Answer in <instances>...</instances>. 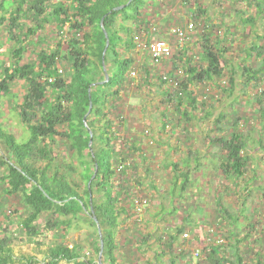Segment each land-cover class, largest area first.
Listing matches in <instances>:
<instances>
[{"label":"trees","instance_id":"16d2710c","mask_svg":"<svg viewBox=\"0 0 264 264\" xmlns=\"http://www.w3.org/2000/svg\"><path fill=\"white\" fill-rule=\"evenodd\" d=\"M143 1L132 0L126 8L113 11L129 0H18L12 1L13 6L9 10L5 8V0H0V29H5L3 31L7 34V41L14 42L7 62L2 59L0 45V98H16V94L10 92V85L23 82L24 92L20 100L15 102L14 109L28 132V137L23 142H17L15 136L6 133L0 123V170L3 171L0 176V193L6 199L17 197L18 209L25 215L19 222L20 231L31 240L41 230L36 226L41 216L48 219L45 227H63L68 230L73 220L79 221L83 215L91 229L88 235L92 256L82 254V247L78 244L70 248L62 242L43 252V262L23 257V264H98L100 236L92 215L96 217L101 229L102 263L123 264L118 254L119 248L124 245L119 240L123 232L120 228L121 224H126L131 218L129 205L132 204L134 195L115 185L121 180L116 167L125 164V157L132 161L130 154L140 150V147L124 143L127 150L125 154L123 145L117 143V127L124 121L117 108L125 95L123 90L131 81L130 72L134 69L137 48L134 38L142 33L146 43L151 39L148 28L150 21L140 23L145 5ZM181 1L185 3L193 0ZM246 1L250 3V0ZM255 5L258 13L260 12L259 16L264 19V1L259 0ZM109 12L111 13L107 15ZM254 18H247L245 21L251 20L254 23ZM102 19L109 38V47L104 56L109 81L99 84L104 80L102 52L106 42L101 27ZM192 20L204 22V30L210 26L206 23L210 16L205 9L199 8L192 12ZM161 22L164 25L169 21ZM128 23L136 25L133 31L129 32L130 29L125 26ZM50 24H53L50 31L55 37V45L50 50L32 49L29 53L34 59L25 61L24 54L29 50L27 46L36 47L41 43L44 40L41 34ZM262 27L264 28V24ZM211 37V32L201 35V42H197V53L189 49L191 45L188 43L179 45L178 55L172 54L170 68L163 75L166 80H163V76L158 77V87H164L165 91L162 93L166 95L165 102H169V107L163 111L162 117L166 122H163V128L171 122L165 116L171 107L178 116L182 114V122H190L193 116H187L190 112H187L184 105L191 110L195 109L199 101L197 89L201 85L205 90L202 94L210 92L208 95H211V99H218L221 92L226 95L233 92L235 72L231 70L229 75H225L230 57L224 55L229 48L218 36L212 37L214 39ZM260 39H264V36L259 37ZM261 50H264V45L256 42L243 51L240 77L245 79V88L254 89V112L258 115L261 127L256 144L264 149V53L261 54ZM146 53L149 57L147 51ZM257 54H260L261 64L252 67L249 60H259ZM62 68L65 69L64 75L59 73ZM142 71L145 76L141 77V83L151 85V71L145 64ZM168 80L173 82L169 83ZM200 103L203 108L208 105L205 118H209L213 104H205L201 100ZM90 104L86 125L93 133L91 151L88 146L89 133L83 123ZM113 112H116V116H110ZM224 118V115L218 116L215 121L216 129H222L218 125ZM236 125L235 120L232 127L235 128ZM230 131L232 132L227 138L220 136L215 141L221 146L227 160L222 168L239 179L244 175L249 158L241 153L246 148L242 133H237L234 129ZM59 141L67 149V154L61 153V147L58 151L55 150ZM112 146L115 149H111ZM131 148L133 151H130ZM139 153L143 155V152ZM111 157L116 160L114 169L110 166ZM96 166V175L88 185ZM174 172L180 173L178 167ZM180 177L176 175L175 180ZM122 199L124 200L121 201ZM0 207L3 208L2 205ZM224 212L227 211L224 209ZM9 217L8 214L6 218ZM3 230L0 223V264H14L12 236ZM139 232H136L140 238H135L134 250L139 253L142 264H161L160 259L164 255L168 256L170 264H181L179 261H182L180 258L185 254V249L180 247L183 240L179 234L184 233L180 225L175 227V231L167 239L161 235ZM152 239L158 244V254L154 251L153 260L144 255ZM36 244L39 245L37 242ZM222 246L223 244H211L204 261L208 264H264V252L259 248L255 253L246 249V253L250 254L249 261L244 256H239L237 250L236 259L232 262L220 255ZM190 257L191 254L185 261Z\"/></svg>","mask_w":264,"mask_h":264},{"label":"rangeland","instance_id":"374dc122","mask_svg":"<svg viewBox=\"0 0 264 264\" xmlns=\"http://www.w3.org/2000/svg\"><path fill=\"white\" fill-rule=\"evenodd\" d=\"M14 2H17L18 0H12ZM11 0H5V8L10 9L13 6ZM242 1V0H238ZM259 0H250L249 7L250 5L253 6L255 5ZM229 3V0H193V1H188L185 3H182L181 0H144L143 1V12L141 13V24H144L143 22H146L149 20L150 15L153 17L151 21L152 27L156 28V31L151 34L152 39H163L167 41L170 46L172 47L171 52L173 55H178L179 51V42L176 40V38L173 37L172 34H170V29L173 26L176 25H181L186 22H193L196 25V28L201 29L199 25H204L203 23H199L197 20L196 22L192 20V12L197 11L199 8L205 9L208 12V15L210 16V22L207 21L210 24L209 28L205 29V34H209L210 32L215 34L214 30L217 28L220 31L224 30V26L221 25L220 27H217L213 25V21L211 19V16H214V12L217 13V17L219 16L220 20H228L229 14H228V9L225 7L226 4ZM160 4V5H159ZM233 5V4H232ZM236 5V4H235ZM151 6V8L149 7ZM234 6V5H233ZM161 7V8H160ZM149 8V10H148ZM151 9V14L149 13ZM251 9L248 11L246 10V14H249ZM150 14V15H149ZM154 14L157 18L154 17ZM260 12L256 14V16H259ZM207 17V16H206ZM213 18V17H212ZM254 18V17H253ZM218 19V18H216ZM255 19V18H254ZM163 20H168L169 22L167 24L163 25ZM206 20V19H205ZM179 21V22H178ZM202 21V20H201ZM161 22V24L159 23ZM226 22V21H225ZM52 23V22H51ZM158 23V24H157ZM199 23V24H198ZM263 23V22H262ZM198 24V25H197ZM226 24V23H225ZM53 24H50L46 29H44L43 33L41 34V38L44 39L41 43H39L36 47L33 46H27L29 48L28 52L24 54L25 56V61H30L33 60L34 57L32 54L29 53L32 49L40 50V49H49L55 45V37L51 33V27ZM126 27H128L129 32L133 31V27H136V25H131L125 24ZM5 29H0V45H2L1 49V54L2 59L7 62L10 57V47L11 45H14V42H9L6 40V32L3 31ZM195 32H198L196 30ZM128 37V35H126ZM212 38V37H211ZM214 39V38H212ZM195 40V37L194 39ZM185 43H187L185 41ZM222 43V42H221ZM257 43H260L259 41ZM224 44V43H222ZM28 45V44H27ZM190 50L193 49L194 53H197L199 48L198 44L196 42H191L190 43ZM226 46L229 48V50L226 51L224 56H229L230 58V63L225 67V75H229L230 71L233 70L235 72L234 76H236L235 79V87L233 92L230 95L221 94L219 95L218 99H211V95L209 96L208 94L210 92H206V94H202L205 90L203 89V86L201 85L197 89L198 93V106L196 107V110L193 111L196 116H201V102L205 104L212 103L213 104V109L210 110V117L208 119H204L203 121H196L202 123V127L204 128H215V124L213 123L214 119L218 118L219 115H224L225 118L220 122L218 126H220L221 132L219 133L221 136L223 135L222 133L227 132L229 130L234 129L235 132L239 133L241 132L244 140H245V146L246 148L251 149V145L254 146L257 143V136L260 133V124H259V118L258 115L256 116L254 112V89H249L243 87V83L245 82V79L241 78V66L242 60L240 58L244 57L243 51L240 50V42L235 41V42H226ZM140 60L135 56V64H134V69L132 71L135 72V76H131V81L128 82L127 87L123 90V94L125 95L122 97V102L120 103V106L117 108L118 112H120L121 118L124 120L122 122V125L120 124L119 127H117V143L122 144V149L127 154L126 147L124 143H127V145H130V142L133 140L140 139V137L145 138L144 136H147L148 134L150 135L151 133L154 132L158 133L161 131H165L167 129H170V125H167L166 128H163L162 124L165 122L163 115L164 108L169 107V102H165L166 95H164V87H158L159 81L158 77L165 75V72H167V69L170 68V59L164 61L162 64L159 66L153 65L152 62L149 60V57L147 56L146 51L142 48L140 50ZM264 53V50H261V54ZM257 59L259 60H249L250 64L252 67L254 66H259L261 64L260 62V54H257ZM254 61V62H253ZM253 62V64H252ZM147 66V69L150 70L149 75L151 74V85H144V83H141V77H144L145 74L142 71V66L143 65ZM240 65V66H239ZM63 70V68H62ZM65 70V69H64ZM64 70L63 74L64 75ZM150 78V77H149ZM226 76L224 77V79ZM139 83V84H138ZM11 86V93L16 94V98L13 97H1L0 98V123L3 128V130L10 134L15 136V140L17 142H23L25 138L28 137V132L25 126H23L20 122V118L18 115V112L14 109V104L15 102H18L24 92V85L23 82H18L17 84H12ZM245 93L249 94V101L245 104ZM205 95L206 98L203 96ZM204 98H203V97ZM237 99V97H239ZM202 98L204 99L202 101ZM252 98V100H251ZM205 99H207L205 101ZM208 106V105H207ZM207 106H204V113L206 114ZM171 107V106H170ZM185 108V106H184ZM200 110L198 111V109ZM169 111H167V115L170 119V116H178L176 111L173 112V108H169ZM165 112V111H164ZM173 112V113H172ZM110 116H116V112L111 113ZM198 116V117H199ZM119 119V120H122ZM237 121L236 127H232L233 123ZM166 124V122H165ZM192 123H189L191 125ZM188 125V126H189ZM118 126V125H116ZM114 126V129L116 128ZM232 127V128H231ZM134 132L138 135L135 139L133 138ZM144 136H143V135ZM213 138L212 136L210 139ZM210 141L209 139H207ZM122 141V142H121ZM146 139H143V142H146ZM206 141V140H205ZM263 141H264V133H263ZM136 142V141H135ZM61 147V148H60ZM61 149V153L67 150L61 144H57L55 150L58 151V149ZM111 149H115L114 146H112ZM56 151V152H57ZM150 151L148 149H145V152ZM201 152V151H200ZM250 151L244 152V154L248 155ZM68 152H65L67 154ZM199 155V154H197ZM137 156V154H136ZM135 156V159L137 158ZM126 161L124 163H129L131 168H126L125 171H133L134 168L138 169L135 165L133 166L132 161H129V157H125ZM115 158L111 157L110 161V166L112 169L115 168L116 162ZM128 161V162H127ZM73 163H76L74 159H72ZM196 162V160L194 161ZM213 163H216V160H213ZM196 165V163H195ZM152 162H148L147 165H145L146 173H145V168L142 170H138V173L141 174V177L146 176L145 178H140V181L147 182L149 181H154L159 180V187H161L162 192H160L162 195L159 197V200L161 202V216L169 217L170 220L176 221L178 225L180 224V208L181 204L185 201L184 195L182 194L181 190V185H172L171 179L174 181L175 176L178 175L179 177L181 176L180 173L178 172H173L169 174L168 172L166 173L161 170L153 169L152 168ZM135 169V170H136ZM220 169V168H219ZM124 171V172H125ZM144 171V172H143ZM224 171V170H223ZM145 173V174H144ZM3 174V171L0 170V176ZM121 174L122 173H117ZM195 174V172H191V176ZM125 175V174H124ZM213 175V173H212ZM132 177V175H131ZM135 180L136 178L133 177ZM166 182L168 183L166 185ZM192 182V180H191ZM171 184V185H170ZM119 186V185H118ZM2 190V186L0 183V192ZM196 192H198L197 188L195 189ZM159 192V190H158ZM138 196L143 195L141 194H136ZM201 199V197H199ZM158 200V201H159ZM17 197L15 198H8L6 199L2 194L0 193V205H2L3 208L0 207V223L2 224V230L7 233V235L12 236L11 241H12V252L14 255V264H23L25 260H23V257H32L38 262H43V258L45 257L43 252H45L49 247L54 246L55 244L58 243H64L68 247L75 246L76 244L80 245L82 247L81 253L85 254L86 257L92 256L91 254V246H90V241H89V235L88 233L91 231L89 227L88 221L85 219L83 215L80 216L81 220H73V224H71L70 228L68 230L64 229L63 227H45V223L47 222V217L41 216L40 219L36 222V226L41 229L38 230L37 232L39 233L33 240L28 238L26 234L21 230L19 227V222L25 217L23 211H20L18 208V202H17ZM149 202V201H148ZM130 204V203H129ZM261 205V204H260ZM259 205V206H260ZM149 206V204H148ZM147 206V207H148ZM146 207V208H147ZM150 207V206H149ZM259 209V208H258ZM10 215L9 218H6L7 215ZM153 214V213H152ZM147 218L145 221V218H139L137 217V221L134 224V228L136 231H131V233H122V237H120V241L124 244L123 247L119 248V256L120 259H122L123 264H142L143 260L139 259V253L134 250V247L136 246V243L134 241V238H140L139 235L136 234V232L140 231L139 233H144V229L147 231L153 232L154 234L160 230L159 224L156 223V220L154 219V214ZM164 218V217H163ZM64 218H61V220ZM189 220H198L197 217H191ZM209 222H213V219L210 218ZM129 224H132L129 223ZM158 225V226H157ZM191 227H193V224H190ZM207 227L208 229L212 228L215 231V235L218 233L217 229L214 226ZM240 228V226H237ZM202 228V227H201ZM206 228V229H207ZM138 230V231H137ZM203 231L205 229H202ZM187 232V231H185ZM194 233L190 232V235L192 238H190L189 233L187 232V236H189L188 240H183L182 247L185 249V254L183 255L182 258H180L182 261H179V263H182L187 259V257L192 253L194 248H199L202 251L204 248H201L198 246L194 240ZM257 234V235H256ZM255 235L260 236V233L257 232ZM181 236V234H179ZM205 235V234H204ZM203 235V236H204ZM214 235V236H215ZM254 235V236H255ZM133 236V237H132ZM179 236V237H180ZM220 237V235H218ZM262 237V236H261ZM215 238V237H214ZM221 238V237H220ZM128 239V240H127ZM182 239V238H181ZM223 240V246L221 248V256H226V253L230 252L232 248L230 246L225 245L223 237L221 238ZM39 243L38 244H36ZM185 243V244H184ZM187 243V244H186ZM157 243H154V239L150 240L147 246V250L145 252V257L147 259L153 260L155 257L154 251H156V254H158V250L154 249L156 247ZM206 246V245H205ZM133 250V253L132 251ZM232 252V251H231ZM231 252L230 254V259H231ZM243 256L246 258L247 253L246 250H242ZM91 254V255H90ZM219 255V256H220ZM19 260H22V262H19ZM139 260V262L137 261ZM161 264H170L168 256L162 257L160 259ZM60 264H67L65 262H61ZM72 264V263H69Z\"/></svg>","mask_w":264,"mask_h":264},{"label":"crops","instance_id":"0c3cea01","mask_svg":"<svg viewBox=\"0 0 264 264\" xmlns=\"http://www.w3.org/2000/svg\"><path fill=\"white\" fill-rule=\"evenodd\" d=\"M225 7L229 10V17L228 20H225L226 22L220 20V17H217V13L215 12L214 16H211L213 25L220 28L221 25L225 27L222 31L216 28L214 30L215 34L211 33L212 37L218 36L219 40L222 42L231 43L232 41H238L240 42L241 51L250 48L253 43L258 41L261 45H264V39L259 40V37L261 38V36H264V28L262 27L264 19L261 18L262 16H256L258 13L256 5H250L249 7L246 0H229V3L226 4ZM249 9H251V11L249 14H246V10L248 11ZM149 13L151 14V9ZM154 17L157 18L155 14ZM252 17L256 18L254 23L251 20L245 21V19ZM152 18L153 17L150 15V26L154 23L151 22L153 21ZM159 23L161 24V22ZM208 28L209 26L207 29ZM204 32L205 30L203 28L202 30L199 29L198 32L193 31L188 33L186 42L189 45L193 41L197 43L200 41V37ZM194 37L195 40H193ZM138 53H140V51L136 49L134 56L140 60V54ZM248 95V93H245V104L249 101ZM184 106L187 112H190L187 116H193L190 122H188L192 123L191 125L187 122H182V119L180 120L181 114L180 116H170V129L161 131V133L158 132L154 134L153 132L147 136L142 134L145 138L140 137V139H137L136 137H138V135L134 132L133 138L136 139L130 142V146L133 147L134 145L137 148L140 147V150L130 155L133 158L132 168L135 165L138 169L134 168V172L131 170L125 171L121 175V180L116 182L115 185L117 184L122 187V189L128 190L130 194L134 195L133 199L138 197L147 198L150 207L148 206L145 208L141 216H137V214L133 213V207L132 204H130L131 218L126 224H121L120 230L124 233H131V231L135 230L133 222H136L135 219H138L137 217L140 219L143 217L146 221L152 213L154 214L156 223L160 226V230L155 233L157 236L161 235L163 238L167 239L169 237L168 235H171L178 225L176 221H171L169 217L163 216L164 218H160L162 208L159 207L161 205L159 197L162 195L160 193L162 190L161 187H159V180H148L144 183L140 181L139 177H141V174L138 173V170L144 169L148 162H152V165H154L152 166L153 169H163V171L169 174L173 173L174 169L178 167L181 177L174 181L171 179L169 182L174 186L175 184L181 185L182 194L185 199L180 208L179 225L184 232L187 231L189 233L190 238H192L190 232L194 233V240L198 246L201 248L210 247L207 245L205 246L204 243L208 238L207 227L210 225L217 229V236L220 235L221 238L223 237L227 248L228 246L232 248V250H230V252L232 251L231 259L230 252L226 253V256H224L228 258V260L232 262L235 261V252L237 250H239L238 254L241 257L243 256V249L246 250L249 248L251 253H255L258 252L256 249L259 248L261 252H264L263 147L255 144L254 146H250L251 149L245 148L242 150L243 154L244 152L250 151L248 155L246 154L249 160L243 177L237 179L232 172H225L222 168V166L225 167V164H227V160L224 157L225 155L222 152L221 146L215 141L216 137L221 136L219 134L221 130L216 129V127L214 129L202 127V123L200 122L204 119H208L205 118L206 114L202 106L201 116L198 115L199 117L193 112L198 105L194 110H191L187 105ZM199 110L200 108L198 111ZM216 119L213 121L214 124ZM197 120L200 122L196 123ZM230 132L232 131L229 130L224 132L222 136L227 138ZM211 136L213 138L210 139ZM143 139L147 141L142 143ZM145 149L150 151L145 152ZM130 151H133V148H131ZM139 151L143 152V155L140 154ZM135 156L137 157L136 159ZM195 160L196 162H194ZM213 160H216V163H213ZM146 169L147 167L145 168V173ZM192 171L195 172V174L191 176ZM133 177L136 179L134 180ZM145 177L146 176H143L141 178ZM167 184L166 182V185ZM196 188L198 192L195 191ZM141 193L143 195H136ZM199 197H201V199ZM220 205L222 207H219ZM224 209L227 211L226 213ZM162 210H164V208ZM191 217H197L198 220L191 221L189 220ZM210 218L213 219V222H209ZM131 222L132 224H129ZM190 224H193V227H191ZM237 226H240V228ZM202 229L205 230L203 231ZM144 231L145 232L142 234H154L146 229H144ZM257 232L260 233V236H256ZM154 243H156L155 239ZM154 249H158V244ZM249 255L248 252L247 257H244L245 260L249 261Z\"/></svg>","mask_w":264,"mask_h":264},{"label":"built area","instance_id":"2783aa9c","mask_svg":"<svg viewBox=\"0 0 264 264\" xmlns=\"http://www.w3.org/2000/svg\"><path fill=\"white\" fill-rule=\"evenodd\" d=\"M201 27V30L203 29L204 25H199ZM150 34H153L156 31L155 27L149 26ZM199 30L196 28V25L193 22H186L181 25L173 26L170 29V34L173 35L174 38L179 42V45H183V43L186 41L187 34L193 31ZM144 34H141L139 36H135L134 41L137 44V50L144 49L148 52L150 61L153 65L159 66L164 61L169 60L172 57L171 49L172 47L170 44L163 40V39H149L148 43H146V40L143 38ZM151 37V36H150ZM59 73L62 75L63 71L62 69L59 70ZM135 76V72H130V77ZM52 79L49 80L51 82ZM163 80H166V77L163 76ZM169 83H172V80H168ZM175 84V83H173ZM243 154V152H241ZM130 167L129 163L121 164L116 167V172L121 173L125 168ZM149 202L147 198H135L132 201L133 206V212L137 214V216H141L143 212L145 211V208L148 206ZM215 231L210 228L207 231V240L205 245L210 246L211 244L220 245L223 243V240L215 235ZM215 237V238H214ZM182 240H188L189 236H187V232H184L181 234ZM185 244V243H184ZM187 244V243H186ZM182 247V246H181ZM184 249V248H183ZM210 251V247L204 248V250L201 253V250L199 248H194V250L191 253V257L189 260L182 262L181 264H208L206 261H204L206 252Z\"/></svg>","mask_w":264,"mask_h":264},{"label":"water","instance_id":"95a60500","mask_svg":"<svg viewBox=\"0 0 264 264\" xmlns=\"http://www.w3.org/2000/svg\"><path fill=\"white\" fill-rule=\"evenodd\" d=\"M131 2H132V0H129V2H128L127 4H124V5H121V6L117 7V8H114L113 11H119V10H122V9L126 8L127 5H129ZM110 13H111V12H109L107 15H109ZM103 19H104V18H103ZM103 19L101 20V27H102V29H103V33H104V36H105V39H106L105 47L103 48V52H102V69H103V72H104V80H103L102 82H99V84H104V83H106V82L109 81V74L107 73V69H106V66H105V63H104V56H105L106 51H107L106 49L109 47V38H108L107 32L105 31V29H104V27H103ZM94 85H95V84H94ZM90 110H91V104H90V106H89V109H88V112H87L86 116L83 118V123L85 124V127L87 128L88 133H89V137H90V139H88V142H89V143H88V146H89V149H90V151H91V150H92V142H91V139H92V137H93V133H92V131L88 128V126L86 125V118H87V116L89 115ZM96 172H97V166L95 167V172H94V174H93V176H92V178H91V180H90V182H89L88 185H90L92 179L95 177ZM91 211H92V210H91ZM92 219H93V221L95 222V224L97 225V230H98V231H97V234H99V236H100V251H99V254H98V264H103V263H102L103 241H102V238H101V237H102V234L100 233L101 229H100V227H99V225H98V222H97V219H96V217H95L94 215H92Z\"/></svg>","mask_w":264,"mask_h":264}]
</instances>
